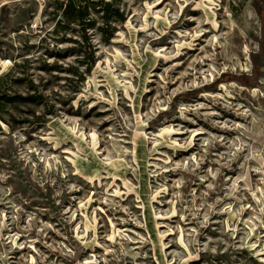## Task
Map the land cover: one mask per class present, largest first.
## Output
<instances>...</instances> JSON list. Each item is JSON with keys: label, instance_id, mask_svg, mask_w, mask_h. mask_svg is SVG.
<instances>
[{"label": "rangeland", "instance_id": "374dc122", "mask_svg": "<svg viewBox=\"0 0 264 264\" xmlns=\"http://www.w3.org/2000/svg\"><path fill=\"white\" fill-rule=\"evenodd\" d=\"M59 2L0 0V264H264V0H113L89 69Z\"/></svg>", "mask_w": 264, "mask_h": 264}, {"label": "trees", "instance_id": "16d2710c", "mask_svg": "<svg viewBox=\"0 0 264 264\" xmlns=\"http://www.w3.org/2000/svg\"><path fill=\"white\" fill-rule=\"evenodd\" d=\"M58 8L61 10V21L57 23L58 27L64 28L69 24H76L82 31L81 43H78L77 48L71 47L68 51L82 52L83 58L81 61L88 63L87 69L90 68V62L93 61V49L86 52L83 49V44L87 43L86 28L94 25L95 18L91 16L90 11L101 12L100 18L104 24L112 17L121 18L122 14L117 6H114L113 0H60ZM90 61V62H89ZM27 60L13 64V67L0 74V120L12 128L11 123L4 117L3 108L7 105L21 103L23 105H30L38 103V98H42L43 94L37 92L36 85L28 77ZM44 67L51 69L55 64L42 61ZM72 70L76 67L71 66ZM23 85L24 90H19L16 87Z\"/></svg>", "mask_w": 264, "mask_h": 264}]
</instances>
